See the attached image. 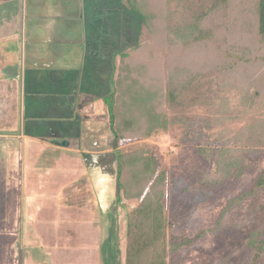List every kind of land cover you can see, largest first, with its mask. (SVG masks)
<instances>
[{"label": "rangeland", "instance_id": "374dc122", "mask_svg": "<svg viewBox=\"0 0 264 264\" xmlns=\"http://www.w3.org/2000/svg\"><path fill=\"white\" fill-rule=\"evenodd\" d=\"M164 2L170 30L188 28L197 18L204 24L210 21L206 12L212 0ZM126 14L124 21L136 28L138 42L147 40L141 21ZM23 17L22 0H0V36L8 38L0 41V58L7 60H0V264H77L100 257L101 264H125L132 203L115 200V177L96 173L92 185L89 175H83L86 162L74 148L76 142L60 149L21 134L24 113L14 77L22 48L11 34H19L21 40ZM230 33L221 34L227 43L251 47L239 24ZM153 51L168 86L171 54L163 44H155ZM260 53L254 47L248 52L250 57ZM218 61V56L207 57L179 95L167 99L163 127L118 146L121 151L146 149L158 160L159 169L167 171L166 237L189 242L169 253L166 264H249L254 250L248 240L264 232V188L235 200L264 168V98H252L249 106L242 99L246 86L241 73L215 64ZM259 68L264 74V63ZM114 69L109 92L115 86ZM246 71L251 72V66ZM108 94L102 98L108 99ZM13 96L18 103L10 101ZM206 146L233 148L239 162L216 172L211 160L197 152ZM110 147L114 152L112 139ZM94 185L99 192L107 190L102 201L98 202Z\"/></svg>", "mask_w": 264, "mask_h": 264}, {"label": "trees", "instance_id": "16d2710c", "mask_svg": "<svg viewBox=\"0 0 264 264\" xmlns=\"http://www.w3.org/2000/svg\"><path fill=\"white\" fill-rule=\"evenodd\" d=\"M123 2L149 34L147 40L118 54L120 58L115 65V86L109 92L108 99L102 98L107 106L108 128L114 146L115 200L132 203L127 215L128 240L124 262L166 264L169 253L176 252L183 243L189 242L186 239L172 242L166 237L167 215L163 200L167 171L159 169L158 160L146 149L121 151L119 143L139 139L163 127L162 108L168 102L167 99L172 101L179 95L191 78L199 73L198 69L206 65L204 62L207 57L218 56L219 61L215 64L241 73L240 81L246 86L242 99H246L249 106L254 103L252 98L259 95L264 98V74L259 68L264 63V0H212L206 12L210 15V21L204 24L197 18L188 27L190 30L168 29L164 0ZM235 24H239L245 33L242 36L248 39L245 43L251 45L250 48L229 44L222 37L223 33L231 35ZM155 44H163L171 54L166 69L168 86H164L163 72H159L160 66L154 60ZM253 47L261 53L250 57L248 52L253 51ZM247 66H251V72L246 71ZM92 99L96 98L93 96ZM197 152L211 160L216 172H222L231 164L239 162L237 150L233 148L206 146L197 148ZM257 188H264V168L253 186L235 200L242 199ZM248 243L254 250L249 264H260L264 254V232L258 239L250 238Z\"/></svg>", "mask_w": 264, "mask_h": 264}, {"label": "crops", "instance_id": "0c3cea01", "mask_svg": "<svg viewBox=\"0 0 264 264\" xmlns=\"http://www.w3.org/2000/svg\"><path fill=\"white\" fill-rule=\"evenodd\" d=\"M117 2L22 0L21 40L19 34H11L22 48L14 77L24 113L21 134L60 149L76 142L74 148L86 162L83 175H89L92 185L96 173L116 178L107 106L101 99L110 91L116 56L138 42L136 28L124 21L126 13L131 14L124 2ZM46 16L48 21L41 23ZM3 37L1 42L8 39ZM105 191L96 189L98 202ZM99 260L77 264H101Z\"/></svg>", "mask_w": 264, "mask_h": 264}]
</instances>
